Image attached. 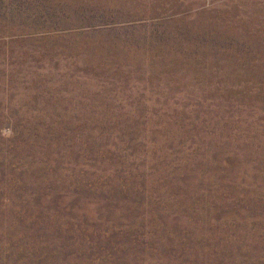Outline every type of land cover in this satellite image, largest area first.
I'll return each mask as SVG.
<instances>
[{
  "label": "rangeland",
  "instance_id": "374dc122",
  "mask_svg": "<svg viewBox=\"0 0 264 264\" xmlns=\"http://www.w3.org/2000/svg\"><path fill=\"white\" fill-rule=\"evenodd\" d=\"M0 264H264V0H0Z\"/></svg>",
  "mask_w": 264,
  "mask_h": 264
}]
</instances>
